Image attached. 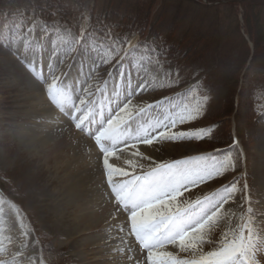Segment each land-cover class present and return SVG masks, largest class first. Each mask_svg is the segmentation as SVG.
Masks as SVG:
<instances>
[{
	"label": "rangeland",
	"instance_id": "obj_1",
	"mask_svg": "<svg viewBox=\"0 0 264 264\" xmlns=\"http://www.w3.org/2000/svg\"><path fill=\"white\" fill-rule=\"evenodd\" d=\"M78 3L79 0H65L68 9L75 13L80 9ZM22 4V0H0V33L26 21L35 22L36 30L29 37L33 41L31 51L26 48L21 51L36 60V75H39L40 63L47 75V65L51 62L57 74L67 77L69 85L86 79L85 74L92 67L82 55L87 45L74 51L59 47L56 54L52 49L54 42L59 43L58 33L66 39L78 37L82 29L87 30L95 13L105 12L114 18L103 27L104 31L109 29L111 34L120 37L130 35L140 44L138 56H159L160 64L150 66V70L155 67L161 76L169 73L173 81L170 87L142 92L134 103L143 106L170 97L169 107H179L207 97L201 116L183 126L209 130L204 138L141 145L140 150L157 162L170 163L199 155H209L210 160L231 158L234 169L207 186L193 188L192 195L185 196L192 202L221 184L236 181L238 189L246 184L247 188L236 194L246 199H238L237 203L244 205L246 218L247 210L251 209L257 231L264 228V63L252 62L255 49L251 38L264 44V0H83L82 11L70 22L60 21L61 17L68 19L65 13L70 12L64 6L61 15L56 17L60 20L47 21L33 15L22 19L19 16ZM142 15L144 22L151 23L148 29L135 28L128 34L115 26L123 22L122 17L131 25V18L139 21ZM144 31L152 37L150 45L143 40ZM199 31L204 35V42L198 44L201 49L196 50L197 54L203 55L202 48L208 46L214 55L205 54L202 60L194 55L192 60L182 59L180 64L179 54L188 49L191 40L185 35ZM155 36L164 42V51L159 45L154 48ZM18 46L6 47L0 41V248L5 250L0 252V259L9 264H137L143 261L146 253L133 237L127 236V228L120 232L119 226L108 224L110 220L112 223L122 220L124 226L128 214L117 210L114 200L109 199L110 188L99 147L87 129L77 130L50 104L44 86L29 70L23 56L17 54ZM260 55L264 56V50ZM118 71V66L99 67L96 79L107 80L111 92L114 81L119 80ZM133 78L135 84L134 72ZM232 80L238 82V87L231 104L228 91H233ZM77 94H80L79 86ZM93 99L105 106L107 114V97L97 93ZM150 115L158 116L160 111L154 110ZM234 146L237 151L231 150ZM118 155L119 160L112 157L110 162L127 169L124 160L130 158V152L124 150ZM144 163L147 168L148 162ZM95 167L94 177L101 180L99 185L88 183ZM113 179L127 178L114 176ZM95 189L104 194L102 200L94 193ZM110 204L111 209L107 207ZM105 207L107 211L103 210ZM234 209L237 213L241 211L236 206Z\"/></svg>",
	"mask_w": 264,
	"mask_h": 264
},
{
	"label": "snow or ice",
	"instance_id": "obj_2",
	"mask_svg": "<svg viewBox=\"0 0 264 264\" xmlns=\"http://www.w3.org/2000/svg\"><path fill=\"white\" fill-rule=\"evenodd\" d=\"M35 30V22L26 21L0 33V41L6 47L19 45L17 54L23 56L29 70L44 86L50 104L77 130L87 129L88 135L93 137L103 156L109 199L114 200L117 210L128 214L126 225L118 231L123 232L126 227L127 236L133 237L146 253L143 261H137V264H264V228L257 231L251 209L247 210L246 218L244 205L237 203L238 199H246L236 195L247 188L246 184L241 189L237 188L236 181L221 184L192 202L185 196L186 193L191 196L193 188L207 186L234 169L231 158L210 160L209 155H199L170 163L157 162L140 150L141 145L156 146L204 138L209 130L184 129L183 126L201 116L207 97L179 107H169L170 97L143 106L134 103L142 92L170 87L171 75L161 76L155 67L150 70V66L160 64L159 56L136 55L140 47L138 42L130 35L114 36L109 29L92 37L91 42L84 29L78 37L71 39L57 34L59 43L54 42L53 54L59 47L74 51L87 45L82 55L92 67L85 74L86 79L69 85L67 77L57 74L56 66L51 62L47 65V75L43 63L36 75V60L29 59L21 51V48L31 51L33 41L29 37ZM39 39L42 40L43 35ZM109 65L119 67V80L114 81L111 92L107 80L96 79L99 67ZM112 75L110 71L108 76ZM93 80L94 83H89ZM77 86L80 94H77ZM97 93L107 97V114L105 106L93 99ZM154 110H159L160 115H150ZM124 150L130 152V158L124 160L127 169L110 162L112 157L119 160L118 153ZM144 161L148 162L147 168ZM114 176L127 179L114 181ZM234 206L241 211L237 213ZM124 242L121 238V243ZM4 251L0 248V252ZM0 264L9 262L0 259Z\"/></svg>",
	"mask_w": 264,
	"mask_h": 264
},
{
	"label": "trees",
	"instance_id": "obj_3",
	"mask_svg": "<svg viewBox=\"0 0 264 264\" xmlns=\"http://www.w3.org/2000/svg\"><path fill=\"white\" fill-rule=\"evenodd\" d=\"M32 1L29 0V4H28L27 0H22V3H24V4H22L23 8L21 9L20 15H19L22 19L23 18L28 19V18H30L33 15V16H36V17H42L44 19L47 18V21H49V20H60V18L56 19V17L58 15H61L62 7L64 6L65 10H67V11L70 10V9H68V5H65V0H32ZM82 1L79 0V3L77 4V6H80L79 11H82V8H83ZM98 1L99 0H97V2ZM111 1L112 0H110V2ZM79 11H76V13H75V10H73V11L70 10V12H68V13H65L66 11H64L63 13H65V16L68 17V19H63V17H61L62 19L60 21L63 22V21L66 20V21L70 22L72 18H75L77 15H79ZM128 12L131 13L130 11H128ZM132 14H137V13L133 12ZM115 15H117V17H121L120 14H115ZM138 15H141V14H138ZM111 17L114 18V15L110 14V13H105V12L103 14H96L95 13L91 17L92 20L90 21V23L88 25V28H87L88 33H89V40H91L92 37L97 36L99 34L98 32H100V30L104 31L103 27L104 26L106 27L109 23L112 22V19H110ZM141 17H142V19H141ZM122 18H123V20H122L123 22H119V23L115 22V23H117V24H115V26L116 27L119 26L121 30H125V32H127L128 34H130L131 30L132 29L134 30L135 28L144 30L147 27V29H148V27L151 24L149 21L148 22H144L145 19H144L143 15H142V16H139V19H138L139 21H137L136 17H133V18L130 19V21L132 23L131 25L133 26V28H131L132 27L131 25L126 24L125 17H122ZM152 21H153V19H152ZM142 25H143V27H142ZM123 26H127L128 28L124 29ZM143 35H144L143 36L144 42H146L147 45H150V42H152L151 35H148V33L145 32V31H144ZM263 35H264V30H263ZM185 36H186V38H188V36H190L191 40H190L188 49L186 51H181V53L179 54V58L181 60H179L178 62H180V64L183 63L182 59H184V61H185V59H188V60L191 59L192 60L194 58V55H198L196 50H199V47L201 49V46H198V44L201 43V42H204L203 41L204 40V37H203L204 35H202L200 33V31L197 34H191V35H185ZM251 38H252V41H253V44H254V49H255L254 56L252 57V62L263 61V63H264V56L260 55L261 50H264L263 42L258 44L257 40H255V38L253 36H251ZM153 39H154L153 40L154 48H155L156 45H159L161 47L162 51H164L165 44L162 41V39H160L158 37L153 38ZM162 44L164 46H162ZM202 49L204 50V54L201 55V56L198 55L196 59L202 60L203 56L205 54L214 55L212 50L208 46L203 47ZM232 82H235L234 86H233V91L232 92L228 91L230 93L229 97L231 99H230L229 102L231 104H232V98H233L232 96L237 91V87H238V82H236V80H232L230 83H232ZM228 90H229V88H228ZM206 143H211V142H206ZM233 149H235L237 151L235 146L231 150H233ZM236 154H238V153H236ZM0 189L2 190L1 186H0ZM9 194H12L13 199L15 201H17V197L14 195L13 192H10Z\"/></svg>",
	"mask_w": 264,
	"mask_h": 264
},
{
	"label": "bare ground",
	"instance_id": "obj_4",
	"mask_svg": "<svg viewBox=\"0 0 264 264\" xmlns=\"http://www.w3.org/2000/svg\"><path fill=\"white\" fill-rule=\"evenodd\" d=\"M140 51V50H139ZM41 100V99H40ZM45 101V100H44ZM106 114V113H105ZM45 140V139H44ZM96 168L97 167H95V168H92V173H91V175L88 177L89 178V182L88 183H91L92 185H99V183L101 182V180H99V179H97V177H94L95 175H97L96 174ZM87 170H89V169H87ZM99 174V173H98ZM76 188V187H75ZM80 189V188H79ZM71 190H73L72 188H71ZM97 189H95V191H94V193L96 192L97 193V196L102 200L103 199V193L101 192V191H96ZM81 191V190H80ZM96 195V194H95ZM107 207H109V209H111V204L110 205H108ZM107 207H105V209H103L104 211H107L108 209H107ZM103 210H102V212H103ZM101 212V213H102ZM108 224L109 225H113V226H116V227H118L119 226V228L120 227H122L123 226V222H122V220H119L118 222H116V223H112V221L110 220L109 222H108Z\"/></svg>",
	"mask_w": 264,
	"mask_h": 264
}]
</instances>
